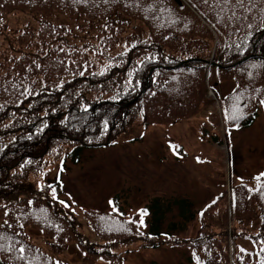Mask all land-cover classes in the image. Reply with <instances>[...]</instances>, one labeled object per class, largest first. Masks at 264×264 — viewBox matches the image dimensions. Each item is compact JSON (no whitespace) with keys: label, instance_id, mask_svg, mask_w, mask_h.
Here are the masks:
<instances>
[{"label":"trees","instance_id":"obj_1","mask_svg":"<svg viewBox=\"0 0 264 264\" xmlns=\"http://www.w3.org/2000/svg\"><path fill=\"white\" fill-rule=\"evenodd\" d=\"M195 1L201 8L206 7L200 0ZM252 1L255 14L261 15L264 11V0ZM208 2L218 4L220 8L219 12L210 11L209 17L220 30L224 22L225 27L230 30L223 31L231 33L228 38H234L228 39L223 47L222 43L218 44L215 53L222 51L221 54L224 55H221V58L214 55V60L217 57L223 64L222 68L229 70L237 61H243L237 66L243 79H239L237 89L228 95L227 100L245 102L249 98H260L264 94V16L261 19L260 16L245 34L239 36L236 32L246 29L232 25L231 21L238 12L231 10L230 0ZM13 7L15 5H9V8ZM1 8L0 4V10ZM43 8L45 9V5ZM23 9L33 14L40 12L38 9ZM101 10L105 20V23H102L109 30L121 31L125 26L123 29H130V32L136 33L137 36L147 34L145 38H139L140 43L137 41L131 45L128 52L127 62L135 64V60H139V63L135 67V74L121 87L123 92L119 91L120 87L117 88L111 83V78H102L99 81V77L93 74L76 73L71 64V52L68 51L72 46L68 33L58 24L52 25L50 38L42 44L43 49L37 51L36 59H27L24 54L11 56V50L0 52V201L9 204L8 207L22 206V195L33 200L51 201L46 185L37 190L29 182L40 175L42 164L48 155L54 152L68 153L71 149L73 155H76L86 146L109 145L122 133L132 129L131 123L137 113H141L143 120L148 123H168L178 117V110L185 108L187 103L182 100L170 102L162 92L156 97L151 95V92L158 88L159 82L161 85L165 82L164 75L160 76L153 71L158 69L157 65L161 68L170 63L161 59L167 51H181L185 56L194 55V58L201 62L211 60L208 53L211 46L213 47L212 33L178 0H145L125 9ZM79 14H83V11L71 17L78 19L82 17ZM218 22L222 23L218 25ZM160 26L165 29L161 30ZM171 26L173 34L170 33ZM188 26L194 30H187ZM167 40L172 41L170 47L162 45ZM24 44L23 41L19 46ZM20 51L22 50H16L15 53ZM255 52L257 55L253 56ZM255 58L257 61L253 65L252 59ZM7 66L13 70H8ZM64 75L67 76L63 77ZM111 93L115 94L112 98L103 99L104 95ZM185 202L181 201L182 210ZM55 208L56 212L52 211L58 219L66 216L58 211L56 204ZM161 209L163 210L162 205L158 204L157 210ZM170 209L167 205L164 212L169 213ZM248 210L249 207L241 208L243 213ZM259 210L251 211L247 216L255 214L254 225L256 220L262 221L261 225H257L253 236L259 240V248L264 253V210L260 215ZM161 214L154 213L156 227L152 231L157 235L159 244L163 243L162 234L166 228L161 224ZM249 219L248 224L251 225ZM17 223L18 219L14 218L9 232L15 237V241H0V246L8 243L14 245L12 251H8L6 247L0 248V259L19 255V246H24L28 253L38 252L34 245L15 233ZM70 225L75 227L71 221ZM182 226L183 222L168 226V229L180 230ZM71 234L70 237L76 239L73 230ZM79 240L85 249L90 246L81 238ZM37 258L38 260L33 258V264L50 262L41 254Z\"/></svg>","mask_w":264,"mask_h":264},{"label":"rangeland","instance_id":"obj_2","mask_svg":"<svg viewBox=\"0 0 264 264\" xmlns=\"http://www.w3.org/2000/svg\"><path fill=\"white\" fill-rule=\"evenodd\" d=\"M200 1L205 3V0ZM141 2L145 0H78V2L77 0H37V4L31 10L38 9L39 13L29 14L32 19L22 13L6 16L5 22L0 26V34L9 32L11 36L18 35L17 29L23 28L24 22L33 27L50 12H54L59 14L56 22L64 24L82 36L86 30L92 31L91 27H87L83 14H80L79 16L82 17L77 19L64 13L93 8L92 6H98L106 11L125 9ZM205 4V8L199 7L207 13L212 10L220 11L218 4L214 5L213 2ZM43 5H47L48 9H44ZM56 7H60V11H54ZM231 23L237 25L234 19ZM160 29L165 28L160 26ZM189 29L194 30L193 27L188 26L187 30ZM221 29L230 30L225 27L224 22ZM98 30L97 37L102 38L104 49L108 55H114L116 49L122 45L104 39L107 33L114 34L107 32L109 28L105 25H100ZM170 33H174L172 26ZM25 39L30 41V33L23 40ZM162 45L170 47L172 41L167 40ZM28 46H30L29 43ZM68 51L72 54L73 49L69 47ZM85 58L81 57L82 65ZM68 69L70 70L71 67ZM82 72L84 71H76V73ZM219 88L222 90L223 85ZM204 91L208 92L205 85L201 84V87L192 94L199 99ZM205 96H207L206 93ZM206 102L209 101L205 99L199 110L201 114L183 118L184 120L181 119L183 121H178L179 123L175 125L162 124L160 127L143 128L140 120H132L131 125L134 130L121 138L119 142L100 150L85 149L81 152V159L79 158L77 163H67L64 195L71 203L74 200L79 202L76 204L75 213L78 221L84 225V229H80H83L85 235L92 237V231L88 227L91 225V217L100 219L93 212L94 208L104 210L107 208L101 212L107 218L115 215L111 214L108 202V199L113 198L111 196H115V192L120 195L118 199L125 208L149 202L159 194L164 196L165 203H170L169 200L173 199L174 195L185 196L197 209L204 207L207 202H213L215 203L213 210L222 212L223 192L227 180L237 183L246 181L249 176L247 181L249 189L259 186L254 175L264 170V111L246 127L231 126L225 138L222 129L211 126L208 120H205L210 109L211 114L216 112L214 109L216 103L211 102L214 107L212 108ZM172 145L177 147L174 149ZM47 205V201L44 204L36 201L32 212L18 219L19 234L31 233L28 237L34 235L37 238L49 236L51 242L67 243L64 244L63 251L60 249V253L53 255L56 262H73L76 258L81 260L82 256L78 254L77 249L78 239L66 236L72 228L70 222L58 219ZM81 205L83 208L80 209ZM171 219L172 216L168 215L163 226H168ZM222 220H227V215ZM220 221L210 218L208 223L229 231L226 222L220 223ZM5 222V219L0 217V226ZM21 224L30 225V227L21 228ZM129 233L132 234V232ZM1 236L10 237V241H15V237L10 233ZM0 241L9 242L4 239ZM38 241L45 244V239ZM220 241L214 244L217 245ZM240 243L241 239L236 238L232 246L236 247ZM137 248L138 242L117 249L121 252L126 251L123 264H182L183 262V253L178 249L167 246L141 250ZM88 261L99 264L93 259ZM16 264H27V262L19 260Z\"/></svg>","mask_w":264,"mask_h":264},{"label":"snow or ice","instance_id":"obj_3","mask_svg":"<svg viewBox=\"0 0 264 264\" xmlns=\"http://www.w3.org/2000/svg\"><path fill=\"white\" fill-rule=\"evenodd\" d=\"M205 3H207V0H205ZM260 103L261 105H264V100H261ZM172 147L175 149L177 146L172 145ZM254 179L257 181L259 186L255 189H249V191H260L261 188H264V172L259 173L256 177H254ZM53 196L55 198L54 190H53ZM61 203H63V201H61ZM5 215H7V213H5ZM9 227L11 226L9 225ZM20 227L23 228V225L21 224ZM0 239H4L6 241L11 240V238L7 236H0ZM3 247H6L8 251H12L14 245L12 243H8L5 246H0V248H3ZM17 251L19 253V256L17 257L18 259L26 261L27 264H33V259L30 258L28 254V250L24 246H19ZM241 251H245V250L242 249ZM260 264H264V257L261 258Z\"/></svg>","mask_w":264,"mask_h":264}]
</instances>
